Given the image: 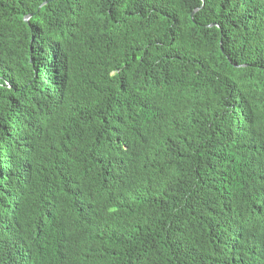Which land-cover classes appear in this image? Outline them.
I'll list each match as a JSON object with an SVG mask.
<instances>
[{
    "label": "trees",
    "instance_id": "1",
    "mask_svg": "<svg viewBox=\"0 0 264 264\" xmlns=\"http://www.w3.org/2000/svg\"><path fill=\"white\" fill-rule=\"evenodd\" d=\"M0 264H264V0H0Z\"/></svg>",
    "mask_w": 264,
    "mask_h": 264
},
{
    "label": "clouds",
    "instance_id": "2",
    "mask_svg": "<svg viewBox=\"0 0 264 264\" xmlns=\"http://www.w3.org/2000/svg\"><path fill=\"white\" fill-rule=\"evenodd\" d=\"M27 16H29V17H30L31 15H27ZM27 16H26V17H27ZM26 17H25V20L29 21V18H28V19H26Z\"/></svg>",
    "mask_w": 264,
    "mask_h": 264
},
{
    "label": "water",
    "instance_id": "3",
    "mask_svg": "<svg viewBox=\"0 0 264 264\" xmlns=\"http://www.w3.org/2000/svg\"><path fill=\"white\" fill-rule=\"evenodd\" d=\"M28 18H29V16L26 17V19H28Z\"/></svg>",
    "mask_w": 264,
    "mask_h": 264
}]
</instances>
